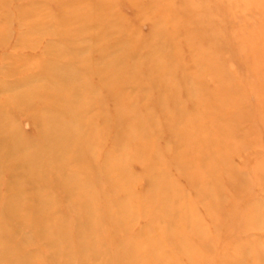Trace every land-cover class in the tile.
<instances>
[{"label":"rangeland","instance_id":"374dc122","mask_svg":"<svg viewBox=\"0 0 264 264\" xmlns=\"http://www.w3.org/2000/svg\"><path fill=\"white\" fill-rule=\"evenodd\" d=\"M0 264H264V0H0Z\"/></svg>","mask_w":264,"mask_h":264}]
</instances>
